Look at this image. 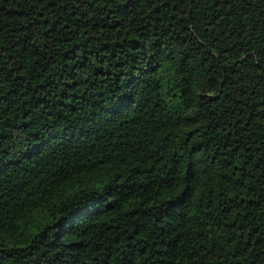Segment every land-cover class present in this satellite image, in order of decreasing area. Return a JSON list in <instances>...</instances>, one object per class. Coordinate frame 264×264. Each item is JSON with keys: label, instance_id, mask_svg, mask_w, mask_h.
<instances>
[{"label": "trees", "instance_id": "trees-1", "mask_svg": "<svg viewBox=\"0 0 264 264\" xmlns=\"http://www.w3.org/2000/svg\"><path fill=\"white\" fill-rule=\"evenodd\" d=\"M0 264H264V0H0Z\"/></svg>", "mask_w": 264, "mask_h": 264}]
</instances>
